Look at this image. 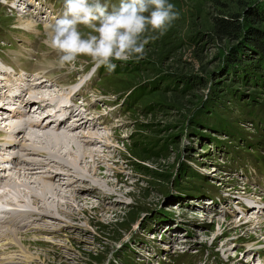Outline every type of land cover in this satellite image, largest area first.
Listing matches in <instances>:
<instances>
[{"label": "rangeland", "instance_id": "rangeland-1", "mask_svg": "<svg viewBox=\"0 0 264 264\" xmlns=\"http://www.w3.org/2000/svg\"><path fill=\"white\" fill-rule=\"evenodd\" d=\"M218 2L168 0L178 16L167 31L145 32L143 58L112 61L109 72L87 56L60 67L43 43L44 26L62 15L64 0H0V59L6 54L59 82L37 87L38 80L36 96L88 80L79 90L86 125L65 135H76L82 152L93 146L81 136L101 138L87 158L78 151L76 166V150L64 149L61 157L35 156L41 164L11 162L15 183L0 197L26 212L0 223V257L8 256L0 264H33L14 257V231L40 257L34 264H264V210L255 211L264 203V54L249 45L251 34L264 38V0ZM101 3L111 10L119 0ZM223 13L238 21L232 36L211 30ZM81 32L87 38L90 29ZM46 139L26 142L41 150ZM37 177L60 197L76 195L77 207L54 200L56 192L42 202ZM57 204L68 213L58 221L48 216Z\"/></svg>", "mask_w": 264, "mask_h": 264}, {"label": "clouds", "instance_id": "clouds-1", "mask_svg": "<svg viewBox=\"0 0 264 264\" xmlns=\"http://www.w3.org/2000/svg\"><path fill=\"white\" fill-rule=\"evenodd\" d=\"M173 9L168 0H119L111 10L101 0H64L62 15L44 26L43 43L56 51L60 67L87 56L112 72V61L143 58L148 39L140 37L147 31L163 35L178 16ZM81 26L90 29L87 38Z\"/></svg>", "mask_w": 264, "mask_h": 264}, {"label": "bare ground", "instance_id": "bare-ground-1", "mask_svg": "<svg viewBox=\"0 0 264 264\" xmlns=\"http://www.w3.org/2000/svg\"><path fill=\"white\" fill-rule=\"evenodd\" d=\"M25 25L28 27V28H33L35 25H34V23H33V21H30V20H28L26 23H25ZM37 67V66H36ZM41 67H39V69H40ZM18 71H20V70H22V68H18L17 69ZM42 71V70H41ZM40 71V72H41ZM27 72H29V75H27ZM40 72H37V75H35V76H33V75H31L30 74V71L29 70H27L26 72H25V74H23V75H21V74H19V72H13V76H12V74H8V72L6 71V70H4V72H1V74H0V90H2V89H5V87L1 84V83H3V82H8V83H10V85H11V90H10V92H12V91H16L17 92V94L16 95H14L12 98H15V99H21L20 101H19V107L17 108V109H12L13 111H10L9 113H7V114H0V125H1V123L4 125V128L6 127V129H8L7 131H11V132H13V134H12V141L11 142H13V141H17V140H21V144H23L24 145V148H23V150H22V152H24V153H26V154H28V155H31V156H40V157H48V156H52V155H56V156H58V157H61V153H60V151H62V149H64L65 151H67L68 153L69 152H71V151H74V150H76L75 152H76V155L78 154V151H81V147L80 146H78V145H80V143L78 144L77 143V141L75 140V139H77V138H75L76 137V135L75 136H70V135H65L67 132H66V130L68 131V130H70V131H76V130H78V129H80V128H82L83 126H85L86 125V121H84L85 120V118L86 117H81L80 115V113L81 112H77V115L76 116H74V114H73V109L71 108V107H69V106H57V111L55 112V113H59V115L61 116V115H65V117L60 121V122H55L54 120H51V119H49L48 117L47 118H40V117H37V118H33V116H29L28 118H27V120L26 121H22L21 123H15V122H13V120H15L16 119V117H17V112H18V115H20V112L19 111H21L23 108H25L26 106H29L30 105V102H32V101H34L36 98H37V96L35 95V94H33V92H32V89L35 87H33L32 88V86L39 80L40 82L39 83H37L36 85H37V87H38V85H44L45 83H47V82H51L50 83V87H53L54 86V84H55V82H57V81H50L49 79H45V77L47 76V75H43V76H40L41 74H40ZM31 76V77H30ZM30 77V78H29ZM57 83H59V82H57ZM44 87V86H43ZM39 89V88H38ZM43 89V88H42ZM36 90V89H35ZM37 92H38V90H37ZM78 91H76L75 93L73 92L72 94H68V98H69V100H71L72 99V97L74 96V95H76V93H77ZM5 93H6V91L3 93V97H4V95H5ZM39 93V92H38ZM38 93H36V94H38ZM49 95H51V94H49ZM72 95V97L70 98L69 96H71ZM3 97H1L0 96V109H1V105H2V103H3ZM25 98H27V100L25 99ZM52 101H55V99H53ZM13 106H16V104L15 103H13L12 104ZM43 106L44 107H48L49 106V104L47 103V101L46 100H43ZM34 107V106H33ZM2 112H4V110H2ZM14 113V116H13V120H11L10 121V119L8 118V116H10L11 114H13ZM55 113L53 114V117H54V115H55ZM85 113V112H84ZM83 115V114H82ZM6 117V118H5ZM75 117H77V118H75ZM78 117H80V118H78ZM9 121V122H8ZM80 122V123H79ZM79 123V124H78ZM34 127V130L35 131H33V132H27L26 133V135H25V138L22 136V135H20V136H18L17 134L19 133V130L20 129H22V127H28V126H30V127H32V126ZM20 126H22V127H20ZM3 127V126H2ZM37 130H38V132H40V133H38L37 132ZM81 130V129H80ZM93 131V130H92ZM73 132V133H74ZM77 132H81V131H77ZM94 132V131H93ZM69 133H71V134H73L72 132H69ZM76 133V132H75ZM81 133H83V132H81ZM88 133H90V132H88ZM6 134V133H5ZM21 134H23L22 132H21ZM41 134H42V136H41ZM90 136H88L87 134L85 135H83V136H81V137H83V140H82V142H83V145L86 147H88V146H90L89 144L91 143V147L93 146V148L92 149H87V148H85V149H83V151L84 152H80L79 154H81L80 156L81 157H84V158H87L88 157V153L89 152H87L88 150H91V151H93L95 148H96V146L97 145H99V143H101V142H99V140H101V138H99L98 136L96 137V135L93 133H90L89 134ZM36 136H38V137H46L47 139H46V143L44 144V146H45V149L43 148V149H41V150H38V149H36V148H34L32 145H34V146H36L35 144L37 143H41V141L42 140H38L39 142H36L34 139L36 138ZM79 136V135H78ZM81 137H79V138H81ZM91 137H95V139H96V141H97V143L98 144H96V143H92V140H91ZM82 139V138H81ZM78 140V139H77ZM26 141H31L30 142V144H32V145H29L28 144V142H26ZM80 142V141H79ZM44 143V142H43ZM103 146V145H102ZM104 147V146H103ZM54 150H55V153H54ZM44 151H46V152H44ZM74 153V152H73ZM94 153H95V151H94ZM79 154L76 156V157H73L74 159H73V161L75 162L74 164L72 163V166H76V162H77V159L79 158L80 159V156H79ZM55 156V157H56ZM70 156V155H69ZM90 156H92V154L90 153ZM54 157V156H53ZM94 157V156H93ZM92 157V158H93ZM63 159V158H62ZM82 159V158H81ZM37 162H39V161H37ZM66 162V161H65ZM93 162H95V158H93ZM24 163V162H23ZM40 164H41V162H39ZM70 163V162H69ZM85 163V162H84ZM90 163V162H89ZM2 162L0 161V187H2L1 188V190H0V196H4V194H5V191H7L8 190V184H14L15 183V181H13V182H11V183H9V181H11L12 180V178H10V179H8L9 177H11V175H7V172H6V170L3 168V166H2ZM39 164V165H40ZM24 165V164H23ZM29 165V164H28ZM35 165V164H34ZM80 165V164H79ZM37 166H38V164H37ZM84 166H86L85 164H84ZM24 167H26L27 168V166H24ZM87 167H89V166H87ZM92 167V166H91ZM21 168H23V167H21ZM26 168H23V169H26ZM29 168H31V167H29ZM28 168V169H29ZM85 168V167H84ZM84 168H83V170H84ZM68 170H69V168H68ZM30 171V170H29ZM15 172V171H14ZM27 172V171H26ZM48 172V171H47ZM18 173H19V171H18ZM18 173H16V174H18ZM22 173V172H21ZM25 173V172H24ZM31 173V172H30ZM49 173V172H48ZM95 173H97V172H95ZM3 175V176H2ZM34 175H35V173H34ZM36 175H37V173H36ZM46 175H47V173H46ZM69 175V174H68ZM13 176H14V173H13ZM33 176V175H32ZM50 176V175H49ZM48 176V177H49ZM72 176V175H71ZM95 176V175H94ZM18 177V176H17ZM41 177H43V178H45V176H41ZM96 178H97V176H95ZM46 178H47V176H46ZM50 178V177H49ZM96 178L95 179H93V181H94V183L96 182ZM31 179H33V178H31ZM48 179V178H47ZM75 179V178H74ZM109 179V178H108ZM90 180V179H89ZM34 183L37 181L38 183H41V184H43V186H42V188H40L41 190H40V193H37V195H39V196H41V199H42V202H44L45 203V201H43V199H45V197H47V195L48 194H52V192H56V193H58V195H53V196H55V198H54V200H56L57 198H63V197H60L59 196V192L58 191H56L55 189H54V187H53V185L54 184H51L50 183V181L48 180V181H46V179H45V181H43V182H41V179H39L38 177L37 178H35L34 180ZM32 181V182H33ZM81 181V180H80ZM104 181V180H103ZM29 182H30V180H29ZM91 182V181H90ZM8 183V184H7ZM50 185H49V184ZM79 183V182H78ZM19 184H21V183H19ZM23 185H26V184H24V183H22ZM63 184V183H62ZM96 184V183H95ZM27 185H29V184H27ZM26 185V186H27ZM108 185H109V183H108ZM19 186H21V185H19ZM111 186V185H110ZM21 187H24V186H21ZM20 187V188H21ZM26 188V187H25ZM27 188H29L28 186H27ZM61 188V187H60ZM99 187H97L96 189H98ZM17 189V188H16ZM30 189V188H29ZM57 189V188H56ZM58 190V189H57ZM30 191V190H29ZM101 191V190H100ZM31 192V191H30ZM81 192H87V191H83V190H81ZM103 192V191H102ZM62 193V192H61ZM111 193H113L112 192V190H111ZM34 194V193H33ZM22 195V194H21ZM36 195V196H37ZM62 195V194H61ZM29 196V195H28ZM53 196H52V198H53ZM66 196V195H65ZM110 196V195H109ZM20 197H23V196H20ZM30 197H31V195H30ZM57 197V198H56ZM68 198H63L64 199V201L63 202H65V200H67L65 203H66V205L64 206V204H63V206L64 207H66L67 206V208H70L69 206H72V207H77V206H75V204L73 205V202L74 203H77V201H78V197H76V195H74V194H72V193H70V196H67ZM40 199V200H41ZM62 199V200H63ZM52 200V199H51ZM88 200V199H87ZM57 201H58V199H57ZM80 202H83L82 200H80ZM0 203H1V205L4 207L3 208V210L5 211V210H11V209H14V208H16V207H18L19 205H14V204H10V202H8V201H2V198L0 197ZM33 204V203H32ZM59 204H60V202H59ZM59 204H57V208H58V210L57 211H55V212H57L55 215H51V214H47L48 216H50L51 218H52V216L53 217H55V220L56 221H58V218H60L61 217V215L63 214H68V213H66V211H62V208L60 209L59 208ZM36 205V204H35ZM80 205V204H79ZM10 206H11V208H10ZM44 207H45V205H44ZM247 208V207H246ZM37 209V208H36ZM52 209V208H51ZM48 210V209H47ZM74 210H75V208H74ZM74 210H73V212H74ZM79 211V210H78ZM47 212V211H46ZM43 213H44V211H43ZM71 213V212H70ZM16 214H18V212L16 213ZM15 214V215H16ZM56 215H59L58 217H56ZM5 216H7V215H5ZM71 216H72V214H71ZM26 218H27V216H25ZM18 218V217H17ZM68 218L69 217H67L65 220L67 221L68 220ZM20 219V218H19ZM17 220V219H16ZM61 220V219H60ZM63 220V219H62ZM64 220V221H65ZM5 221H8V220H6V218L5 219H3L2 221H0V223L1 222H5ZM15 222V221H14ZM28 222V221H27ZM11 223V222H10ZM67 223V222H66ZM5 224V223H4ZM11 224H13V223H11ZM15 224V223H14ZM25 225V224H24ZM67 226H70V224L69 225H67ZM11 227V226H10ZM13 227V226H12ZM56 227V226H55ZM58 227V226H57ZM51 228V227H50ZM7 236V235H6ZM20 234H18V233H16L15 231L14 232H11V234H10V236H9V244H11V245H14V247H15V249H18V252H16V254H15V252H14V250L12 251V252H14V254H15V256L14 257H16L17 258V260L19 261V263L21 262V263H28V262H30V263H36V262H39V261H41L40 260V257L37 255H34V254H32V253H30V251L28 250V248H26V246H25V244H24V242L22 241V240H20ZM4 239H6V237L4 238ZM36 239V238H35ZM5 241V240H4ZM6 241H7V239H6ZM47 242H50V241H48L47 240ZM2 244V243H1ZM3 245V244H2ZM4 249V247L2 246H0V251H2ZM11 249V248H10ZM5 251H6V249H4ZM11 252V253H12ZM1 254H4L3 253V251L1 252ZM0 254V255H1ZM7 255H5L3 258L2 257H0V260H3V259H7ZM11 260V259H10ZM10 260H8L7 262H10ZM5 263L4 264H6V261H4ZM12 262H15V261H12ZM2 264H3V262H2ZM8 264V263H7ZM29 264V263H28Z\"/></svg>", "mask_w": 264, "mask_h": 264}, {"label": "trees", "instance_id": "trees-1", "mask_svg": "<svg viewBox=\"0 0 264 264\" xmlns=\"http://www.w3.org/2000/svg\"><path fill=\"white\" fill-rule=\"evenodd\" d=\"M216 4H221L218 0H214ZM237 19L232 13H223L221 15L213 16L211 30L214 35H226L232 36L237 33L239 29ZM235 32V33H234ZM250 42L249 45L253 49V53H261L264 54V38L262 34H251L249 36ZM255 49V51H254ZM132 93H130L127 97H129Z\"/></svg>", "mask_w": 264, "mask_h": 264}]
</instances>
